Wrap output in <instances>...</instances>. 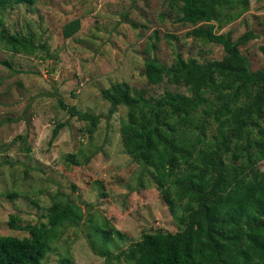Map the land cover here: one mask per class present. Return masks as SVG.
Segmentation results:
<instances>
[{
  "label": "rangeland",
  "instance_id": "1",
  "mask_svg": "<svg viewBox=\"0 0 264 264\" xmlns=\"http://www.w3.org/2000/svg\"><path fill=\"white\" fill-rule=\"evenodd\" d=\"M219 8L238 15L218 31L232 39L256 33L239 49L252 70L264 69V0H233ZM2 15L5 32L29 33L37 48L13 53L0 42V61L11 64L0 63V235H30L10 227V214L22 225L47 224L52 197L59 194L80 206L82 218L58 227L41 264H60L64 257L69 264H128L124 256L108 261L98 252L114 256L142 233L175 232L178 225L149 170L122 145L126 108L110 113L103 93L126 85L153 96L182 90L146 81L143 49L156 36L150 54L167 65L176 52L200 62L220 59L222 46L187 34L192 25L166 0H34L6 4ZM73 19L79 28L64 37L62 28ZM59 98L97 121L70 117ZM59 122L65 124L50 140ZM215 126H206V140L214 138ZM257 166L264 171V159Z\"/></svg>",
  "mask_w": 264,
  "mask_h": 264
},
{
  "label": "trees",
  "instance_id": "2",
  "mask_svg": "<svg viewBox=\"0 0 264 264\" xmlns=\"http://www.w3.org/2000/svg\"><path fill=\"white\" fill-rule=\"evenodd\" d=\"M166 1L182 22L192 25L187 34L221 45L223 56L200 62L176 52L167 65L150 54L156 36L143 49L146 81L182 90L165 89L153 96L126 85L103 97L110 113L119 105L126 108L120 124L122 145L134 162L149 170L178 229L142 233L114 256L107 251L98 254L108 261L124 256L128 264H264V171L257 166L264 159V69L252 70L239 49L256 33L249 30L232 39L230 32L218 31L238 15L219 8L233 0ZM33 2L0 0V42L13 53L32 54L37 47L29 33L5 32L2 12L6 4ZM78 28V19H73L62 33L71 37ZM259 48L264 56V44ZM0 63L11 67L7 60ZM59 106L70 117L91 125L97 121V115L67 105L62 98ZM212 122L214 138L206 140V126ZM64 124L54 126L50 140ZM46 216L47 224L22 225L16 215H9L12 229L30 235H0V264H41L58 227L66 220L78 223L82 211L56 194ZM60 264H69V259L64 257Z\"/></svg>",
  "mask_w": 264,
  "mask_h": 264
}]
</instances>
